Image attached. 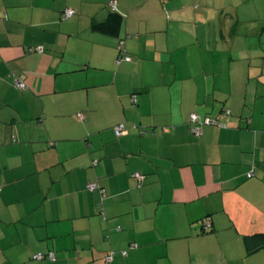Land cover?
<instances>
[{
    "label": "crops",
    "instance_id": "crops-1",
    "mask_svg": "<svg viewBox=\"0 0 264 264\" xmlns=\"http://www.w3.org/2000/svg\"><path fill=\"white\" fill-rule=\"evenodd\" d=\"M248 1L0 0V264H264V36L235 66L224 16Z\"/></svg>",
    "mask_w": 264,
    "mask_h": 264
},
{
    "label": "rangeland",
    "instance_id": "rangeland-1",
    "mask_svg": "<svg viewBox=\"0 0 264 264\" xmlns=\"http://www.w3.org/2000/svg\"><path fill=\"white\" fill-rule=\"evenodd\" d=\"M224 16H228L226 18L232 19V23L228 24V29H226V31L228 32V34L232 33V38H234L235 41L234 50L232 52L234 54H231L229 51H226L224 53H226L227 55L231 54L234 57L233 62L235 66L243 65L245 58L237 55L239 53L238 48L242 45L243 47L241 48L245 50V53L242 54L243 56H245L249 51L248 54L253 55L256 61L260 60L257 55L258 50L256 48L259 47L260 37L264 36L263 34H259V30L262 29V26L264 24V0H250L245 3V22H241L238 24L236 21H234L235 16L230 17V14H224ZM219 24L221 23L219 22ZM221 52L222 51H219V53ZM262 56H264V54ZM219 80V83L221 84L224 81L222 79ZM235 80H239V78ZM225 81V83H228L227 79ZM243 81L245 82V77H243ZM237 83L239 82L237 81L235 83L236 86ZM240 85L241 84L239 83V86Z\"/></svg>",
    "mask_w": 264,
    "mask_h": 264
},
{
    "label": "trees",
    "instance_id": "trees-1",
    "mask_svg": "<svg viewBox=\"0 0 264 264\" xmlns=\"http://www.w3.org/2000/svg\"><path fill=\"white\" fill-rule=\"evenodd\" d=\"M162 1H165V0H162ZM110 6L112 7V9H113V15H115V16H117V18H120L121 16H122V14L119 12V10H118V8H117V6H116V8L115 7H113L112 5H111V3H110ZM75 13H76V11H75ZM75 15V14H74ZM73 16V15H72ZM63 17H65L64 16V13H63ZM68 17H71V16H68ZM113 18H114V16H113ZM99 21H97V19L96 18H93V22H92V26L93 27H96V26H99V24L100 23H98ZM37 49H39V47H37ZM123 52H124V54L126 53L125 51H124V49L123 48H121L120 49V52H119V55H118V58L123 54ZM126 54H128V53H126ZM130 55V54H129ZM131 56V55H130ZM132 59H133V57H132ZM125 60H122V61H120V62H118V59H117V62L118 63H121V62H124ZM18 80H22L21 78H17L16 80H15V86L18 88V89H21V90H23L24 88H19L17 85H16V82L18 81ZM23 81V80H22ZM24 82V81H23ZM25 83V82H24ZM25 86H26V84H25ZM135 101H136V98L134 99ZM224 112L226 113V114H231V110L229 109V108H225L224 109ZM192 113H197V112H192ZM192 113H190V115H189V123H190V129H191V122H190V116H191V114ZM198 114V113H197ZM199 115V114H198ZM200 117H201V119H203V118H205V117H210V118H212V119H216L217 121H220L219 119H217V118H214V117H211V116H209V115H205V116H201V115H199ZM221 123H224L225 124V126H220V125H217V126H220V127H227V123H225V122H223V121H220ZM120 124H123L124 126H125V128H126V132L125 133H127L128 132V128L126 127V124L125 123H120ZM119 124V125H120ZM204 125H209V124H204ZM204 125H202V131H203V127H204ZM210 125H216V124H210ZM116 127V126H115ZM115 127H114V131H115ZM192 131V130H191ZM202 131H201V133H202ZM145 131H144V129H141V133H144ZM193 132V131H192ZM125 133H123V134H125ZM200 133V134H201ZM115 134H116V132H115ZM123 134H121V135H123ZM195 134V133H194ZM117 135V134H116ZM197 135H199V134H197ZM117 136H120V135H117ZM15 140V139H14ZM93 164L94 165H96L97 164V161L96 160H94L93 161ZM138 179H142L144 176L143 175H141L140 173H135L134 174ZM250 175H252V173L250 174ZM94 185V188H90L89 187V185ZM86 188L88 189V190H90V191H99L100 192V194H101V201H100V204L102 205V203H103V198H104V195H105V188H104V186L100 183V181H99V179H96L95 181H90V182H88L87 184H86ZM101 210H102V208H101ZM203 226H204V228H205V230H207V231H211L212 230V227H213V224H212V221H211V219H209V218H206L205 219V221H204V223H203ZM245 241H246V245H247V253L248 254H251V253H253V252H255V251H257V250H259V249H261V248H264V233H257V234H255V235H253V236H246L245 237ZM39 254H42V257H37V255H39ZM116 254H117V252L115 251V250H110L108 253H107V255L105 256V263H109L110 261H112V259L116 256ZM120 254H122L123 256H127L128 255V250L127 249H124V250H121L120 251ZM50 255H53L54 256V258L55 259H52L51 257H50ZM111 256V259L110 260H108V258ZM31 258L32 259H34V260H45V259H47V260H50V261H56L57 260V257H56V253L54 252V251H52V250H47V251H43V250H39V251H37V252H35V253H33L32 255H31Z\"/></svg>",
    "mask_w": 264,
    "mask_h": 264
},
{
    "label": "built area",
    "instance_id": "built-area-1",
    "mask_svg": "<svg viewBox=\"0 0 264 264\" xmlns=\"http://www.w3.org/2000/svg\"><path fill=\"white\" fill-rule=\"evenodd\" d=\"M111 5L113 7L116 8L117 3L115 1L111 2ZM75 14V10L74 9H66V11L64 12V16L68 17V16H72ZM42 48L39 47V50H41ZM125 60V61H131L132 60V56H130L129 54H123L118 58V62ZM16 85L19 88H26L25 83L22 80H18L16 82ZM81 117H83V115H80ZM190 122H191V130L193 131V133L195 134H200L202 131V125L204 124H216V125H220V126H225L224 123H221L220 121H217L216 119H212L210 117H205L203 119H201V117L197 114V113H192L190 116ZM115 132L117 135H121L123 133L126 132V128L123 124L117 125L115 127ZM90 188H94V185H89ZM37 257H42V254L37 255ZM50 257L52 259H55L53 255H50ZM111 259V256L108 258V260Z\"/></svg>",
    "mask_w": 264,
    "mask_h": 264
}]
</instances>
